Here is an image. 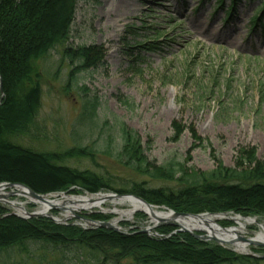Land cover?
<instances>
[{
	"label": "rangeland",
	"instance_id": "1",
	"mask_svg": "<svg viewBox=\"0 0 264 264\" xmlns=\"http://www.w3.org/2000/svg\"><path fill=\"white\" fill-rule=\"evenodd\" d=\"M77 1L66 41L37 62L40 98L34 134L11 136L13 143L35 152L59 154L72 147L89 146L95 151L93 157L66 155L57 163L88 170L115 188L126 189L141 182L147 188L176 183L148 178L124 165L118 158L121 127L136 132L146 157L156 165L176 160L194 170H211L220 161L233 167L237 150L252 147L264 163V101L259 94L262 83L264 91L263 10L256 13L260 15L257 25H248L261 0ZM54 2L52 12L59 19L64 3ZM82 46L96 47L100 62L79 68L80 60L64 53ZM96 52L92 51V60ZM219 85L222 90L230 87L222 105L216 90ZM174 125L180 126L178 137ZM193 135L199 136V141ZM17 166L0 157L2 169L21 171L35 179L42 176V170L34 164H25L23 169ZM49 194L53 193H48L51 199L65 198ZM8 202L22 203L28 212L38 208L26 198L10 195L0 201L10 213L18 212ZM128 209L127 203L107 200L100 209L69 211L65 219V209H50V213L64 219V224L85 227L89 225L82 218L102 214L111 222L117 221L124 232L173 222L170 218L153 222L139 210L130 217L116 211ZM155 209L172 210L163 205H155ZM235 214L221 215L216 224L222 228L235 226L229 218ZM238 215L253 218L255 223L247 224L234 242L200 240L237 254H252L259 258L257 264H264V247L249 244L248 250L239 252L234 246L242 242L237 237L248 239L259 231L260 223L264 227V217ZM157 227L142 233L157 236ZM196 234L206 236L207 230ZM29 245L27 252L15 248L0 252V264H83L87 256V250L61 255L51 246ZM133 261L116 259L119 264ZM89 264L104 263L94 259Z\"/></svg>",
	"mask_w": 264,
	"mask_h": 264
},
{
	"label": "trees",
	"instance_id": "2",
	"mask_svg": "<svg viewBox=\"0 0 264 264\" xmlns=\"http://www.w3.org/2000/svg\"><path fill=\"white\" fill-rule=\"evenodd\" d=\"M55 0H0V157L23 169L25 164L42 170L39 179L0 168V183L11 182L28 186L39 194L65 192L92 194L101 190L128 193L142 197L156 206H166L174 212L236 213L243 216L264 217V163L256 157L254 148L237 150L235 166L217 161L211 170H194L184 163L170 160L156 165L146 157L140 138L131 129L121 127L118 158L125 166L148 178L174 180V186L145 187L144 182L129 188H115L108 181L88 171L58 164L65 157L95 154L89 146H76L62 154L35 152L10 140L11 136L34 134L39 108L40 71L37 62L44 59L57 45L63 44L70 32L77 0H61L62 16L55 18L52 10ZM221 1V0H219ZM264 13V0L249 19L254 28ZM153 43H156L153 42ZM148 45V44H147ZM148 49L152 50V46ZM96 47L82 46L65 50L80 60L79 68H89L100 62L91 59ZM77 66V67H78ZM216 80H214L213 85ZM263 83L260 100L264 101ZM219 85V103L222 105L230 87ZM176 137L180 126L174 125ZM199 141V136L193 135ZM67 155V156H66ZM14 167V166H13ZM140 217H145L139 213ZM92 220L106 221L109 216L90 214ZM125 225V223H121ZM172 225H160L157 236L148 233H118L106 228H83L70 222L57 224L47 217L23 219L10 214L0 205V252L12 249L27 252L29 243L51 246L59 254L87 250L83 264L92 260L119 264L116 259L134 260L133 264H257L259 258L237 254L216 244L208 245L186 232H174Z\"/></svg>",
	"mask_w": 264,
	"mask_h": 264
},
{
	"label": "bare ground",
	"instance_id": "3",
	"mask_svg": "<svg viewBox=\"0 0 264 264\" xmlns=\"http://www.w3.org/2000/svg\"><path fill=\"white\" fill-rule=\"evenodd\" d=\"M47 199H49V197H46ZM66 202L65 204V213L62 215L65 218L69 217V211H75L77 209L80 210H91L93 208H102V206L104 205V203L107 201L105 199V194H96V195H92V196H81V197H73V198H68L65 197L62 200H57V201H53V202H58L61 203L62 201ZM70 201V202H69ZM36 205H38V208L36 209L35 212L40 213V214H48L49 213V205L46 202L43 201H39V200H35ZM112 203L114 204H128L129 205V209L128 211H118L121 215H125L130 217L131 215H133L136 211H142L145 212L146 214H148V216L152 219L153 222L156 221L155 217H169V215L166 212H161L159 210H156L155 208H149L139 202L136 201H125V200H120V201H112ZM11 206L14 207L18 213H22V207L23 204H16L11 202ZM155 216V217H154ZM223 218V216L221 215H217V216H204L201 219L198 218H181L179 220V223L181 225H183L184 227L192 230V229H206L207 232H210L212 234H214L217 238H219L220 240H222L223 244L226 243L227 241H232L234 242L235 237L241 233L245 231V226L247 224H252L255 223V219L253 218H246L243 219L241 217L238 216H231L229 217L230 219H232L235 222V226H231L228 228H222L220 227L218 224H216V219H220ZM56 219L60 220L61 217L56 216ZM63 219V220H64ZM211 226L210 229H208V227H206L205 221ZM259 231L255 232L254 235L248 239L252 240V241H259V242H263L264 243V227L263 225L260 223L259 225ZM248 242L246 241H242V242H237L234 243L235 246V250L239 251V252H244L246 250H248Z\"/></svg>",
	"mask_w": 264,
	"mask_h": 264
},
{
	"label": "water",
	"instance_id": "4",
	"mask_svg": "<svg viewBox=\"0 0 264 264\" xmlns=\"http://www.w3.org/2000/svg\"><path fill=\"white\" fill-rule=\"evenodd\" d=\"M1 89V87H0ZM2 96V93L1 95ZM1 99V97H0ZM7 190V189H10L9 191L5 192L3 190ZM19 196V197H23V198H28L29 199V203H35V200H39V201H43V202H46L48 203L49 205V208L50 209H55V210H61V209H65V204L67 201L64 200V202L62 201L61 203H58V202H53V200H49L47 199L46 197L48 196V194H39V193H36L34 192L33 190H31L28 186L24 185V184H20V183H9V182H2L0 183V201L3 200V198L7 197V196ZM51 196H53V194H50ZM56 195H62V196H68V197H74L72 195H67L65 193H61V194H56ZM105 199L106 200H116V201H120V200H125V201H128L131 200V201H136V202H139V203H142L144 205H146L149 208H155V206L151 205L150 203H148L146 200H143L142 197L138 196L137 195H134V194H117V193H106L105 194ZM70 202V201H69ZM10 204V202H8ZM11 206V204H10ZM169 217H155L156 218V221L157 222H160V221H165L167 219H171L173 222L170 223V225H173L176 227V231H174L173 233L175 232H186V233H189L192 235V237L194 236L195 238H198V239H212L218 243H222L223 241L220 240L219 238H217L214 234L210 233V232H207V235L204 236V235H199V234H196V231L198 230H202V229H188L186 227H184L183 225H181L179 223V220L181 218H198V219H201L202 217L204 216H216L218 214H209V213H186V212H174L173 210H167L165 211ZM145 213V212H144ZM13 215H16L20 218H34V217H38V216H41V217H47L51 220H53L54 222L56 223H64L63 220H58L56 219L54 216H52L53 214L49 213V214H40V213H37V212H28L25 210L24 207H22V213H11ZM146 214V213H145ZM222 215H225L222 214ZM235 216H238V217H241L239 216L238 214L235 215ZM85 222V224H88L90 227L92 228H106V229H109V230H112V231H115V232H121L120 228L117 226V221L116 222H111V221H96V220H91V219H88V218H82ZM205 221V220H204ZM205 224L207 227H211L206 221H205ZM158 226V223H155L152 227L150 226L149 228H147L146 230H142L140 232H147L148 229L150 231V229H154L155 227ZM238 238V241H246L248 242V244H252V245H255L256 247L259 246V247H264V243L263 242H259V241H252L250 239H242L240 237H237ZM233 241V240H232ZM227 242H231V241H227ZM233 243V242H232Z\"/></svg>",
	"mask_w": 264,
	"mask_h": 264
}]
</instances>
